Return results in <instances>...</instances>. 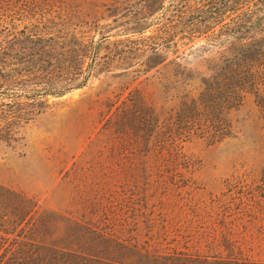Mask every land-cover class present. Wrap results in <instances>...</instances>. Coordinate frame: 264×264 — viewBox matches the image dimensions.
I'll return each mask as SVG.
<instances>
[{"label":"rangeland","instance_id":"374dc122","mask_svg":"<svg viewBox=\"0 0 264 264\" xmlns=\"http://www.w3.org/2000/svg\"><path fill=\"white\" fill-rule=\"evenodd\" d=\"M43 2L0 19V203L15 193L62 213L81 250L90 231L129 243L188 230L196 252L182 240L181 258L223 259L232 238L264 264V94L203 116L179 105L184 74L231 66L229 29L264 26L208 15L224 42L207 44L191 26L201 15L181 19L187 0ZM250 66L245 82L264 90V60Z\"/></svg>","mask_w":264,"mask_h":264},{"label":"trees","instance_id":"16d2710c","mask_svg":"<svg viewBox=\"0 0 264 264\" xmlns=\"http://www.w3.org/2000/svg\"><path fill=\"white\" fill-rule=\"evenodd\" d=\"M43 1L46 0H0V19L17 5L23 7L21 10L25 13L30 9L38 10ZM186 14L203 15L193 21L191 26L197 27L193 33L205 36V43H217V40L224 42L222 35L218 38V34H208V15L219 19L224 14L236 15V19L231 20L235 26L243 24L249 27L253 19L258 29H262L264 0H187L182 7L181 19ZM243 31L229 29L226 36L232 41L225 40L226 45L220 49L222 54L230 55V67L218 68L212 71L213 76L198 79L186 78L184 74L179 92L180 107L202 110L203 116L212 105L222 110L224 105H240L244 96L251 91L261 96L264 94L260 88L263 84L244 80L246 70L253 72L250 64L264 60V31L259 30V36L247 38L243 37ZM255 74L253 72L252 77ZM222 94H226L225 102H220ZM134 104V101L128 99L118 108L123 112L121 117L124 127L130 121L129 105ZM108 123L111 129L113 118ZM11 195L20 203H0V264H261L246 260L239 241L232 238L228 240L227 256L223 259L212 256L208 261L207 257L197 255H182L181 258L176 252L182 240L188 252H196L195 237L188 230L185 233L178 230L164 231L149 237L136 234L129 243H119L96 231H90L87 234L89 241L82 245L84 247L81 250L79 242L69 241L66 235L68 221L62 213L35 209V203H22L25 201L23 197L15 193Z\"/></svg>","mask_w":264,"mask_h":264}]
</instances>
